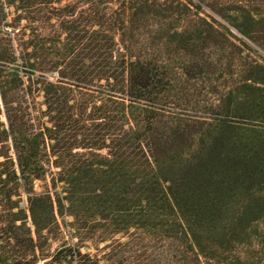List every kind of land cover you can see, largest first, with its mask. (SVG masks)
Here are the masks:
<instances>
[{
    "label": "rangeland",
    "instance_id": "374dc122",
    "mask_svg": "<svg viewBox=\"0 0 264 264\" xmlns=\"http://www.w3.org/2000/svg\"><path fill=\"white\" fill-rule=\"evenodd\" d=\"M238 1L0 0V264H108L136 238L201 262L264 264V3ZM105 45L201 76L174 86L184 114L206 118L180 125L187 137L173 120L135 129L160 145L151 165L118 122L78 135L54 120L69 95L55 81L99 72ZM9 124L37 135L46 174L30 189L7 176ZM82 136L96 150L72 147Z\"/></svg>",
    "mask_w": 264,
    "mask_h": 264
},
{
    "label": "trees",
    "instance_id": "16d2710c",
    "mask_svg": "<svg viewBox=\"0 0 264 264\" xmlns=\"http://www.w3.org/2000/svg\"><path fill=\"white\" fill-rule=\"evenodd\" d=\"M200 1L204 2L205 0ZM249 1H254L258 5L264 3L263 0ZM238 3H243V0H239ZM100 49L101 56L98 59L101 60V65L96 66L97 68H101L99 72L96 74L90 73V75L86 73L77 75L67 74L61 77L59 81H55L57 85L65 86L63 90L69 93L68 96H65V99L61 97L62 101L57 111L59 117L54 119L65 120L64 122H58L63 134L77 127L75 134L79 135V133H83L82 129L85 130L87 128V122L89 121L118 122L122 127H126L132 132H129V134L135 142L136 150L140 153L141 158L145 160V163L151 165V160L155 159L153 155L157 151V146L160 145L153 137H138L134 133L135 129L144 128L145 131L152 132L156 131L158 125H160L157 120H173V122H168L167 127L170 130L176 128L180 130L181 137L183 135L187 137V132L182 130L180 125L192 121L198 122L200 118L202 120L206 119L205 117H199L196 120V117L184 114L185 112L180 107L185 103L187 96H185V93L182 94V90L180 91L182 93L179 94L181 97L175 94V82L181 84V81L184 80L194 85L201 78V76H197L195 73L194 67L188 69L185 66V71L181 73L182 77L177 79L174 70H169L170 66L165 61L158 60V62L153 63L147 62V60H132L120 52L119 57H115V51L110 45L101 46ZM101 81L105 82L104 86L106 89H104V86L100 87L101 92H99L98 88L93 85ZM120 84H123L124 91L118 94L115 91V87ZM49 87L54 89L57 86L50 85ZM172 91L174 92V97L171 96ZM88 110H92V112L98 114L97 118L91 115V112L88 113ZM174 120H179V122L175 123ZM114 127L108 124L106 125V130L114 129ZM8 130V136L11 139L15 155V162L8 160V157L5 158L6 161H9L11 168L10 174L7 176L12 177L13 181L17 179L21 180L22 185L26 189H30L34 181L39 180L46 174L45 170L41 167L39 153L36 150L38 144L34 143V141L36 142L37 135L29 133V137H23L19 130L11 124H9ZM119 130L122 132V129L119 128ZM86 133L88 131L84 135ZM123 133L126 134L127 132L123 131ZM39 137L44 141L45 136L41 132ZM82 137V141L79 144L76 142L72 147L76 149L81 147L84 150H96L93 147L98 146L88 144L87 137ZM75 138L78 139L76 136ZM177 138L180 139L176 135L174 139L171 140L169 138L167 141L171 142L172 146H175V139ZM50 140L57 141L56 139ZM23 143L27 145V149L24 148ZM126 143L129 142L126 140ZM100 147L98 150L107 149L106 147ZM53 157H56V155L54 154ZM28 241L29 246H31V256L36 258L32 241L30 239ZM154 249H156V243L153 241L136 238V250H130L129 247L123 246L122 250L114 253L107 262L108 264H217L213 260L201 262L193 253L188 251H181L182 253L180 254L178 251L181 249H173V251L171 250V246L168 250L164 251L160 250L156 252ZM241 255L243 256V252H241Z\"/></svg>",
    "mask_w": 264,
    "mask_h": 264
}]
</instances>
